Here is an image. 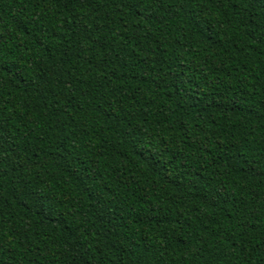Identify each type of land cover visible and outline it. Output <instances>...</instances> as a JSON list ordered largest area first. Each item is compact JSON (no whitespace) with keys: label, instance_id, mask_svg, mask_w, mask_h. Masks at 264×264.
Listing matches in <instances>:
<instances>
[{"label":"trees","instance_id":"trees-1","mask_svg":"<svg viewBox=\"0 0 264 264\" xmlns=\"http://www.w3.org/2000/svg\"><path fill=\"white\" fill-rule=\"evenodd\" d=\"M0 264H264V0H0Z\"/></svg>","mask_w":264,"mask_h":264}]
</instances>
